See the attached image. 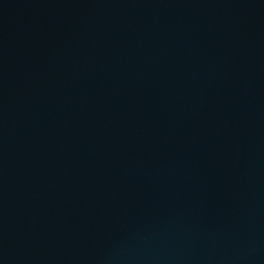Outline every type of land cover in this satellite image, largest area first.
Instances as JSON below:
<instances>
[{
	"label": "water",
	"instance_id": "95a60500",
	"mask_svg": "<svg viewBox=\"0 0 264 264\" xmlns=\"http://www.w3.org/2000/svg\"><path fill=\"white\" fill-rule=\"evenodd\" d=\"M0 264H264V0H0Z\"/></svg>",
	"mask_w": 264,
	"mask_h": 264
}]
</instances>
